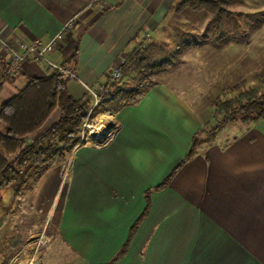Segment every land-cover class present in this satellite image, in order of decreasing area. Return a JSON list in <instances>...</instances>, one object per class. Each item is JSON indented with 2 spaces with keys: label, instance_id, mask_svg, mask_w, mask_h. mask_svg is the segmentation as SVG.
<instances>
[{
  "label": "crops",
  "instance_id": "crops-1",
  "mask_svg": "<svg viewBox=\"0 0 264 264\" xmlns=\"http://www.w3.org/2000/svg\"><path fill=\"white\" fill-rule=\"evenodd\" d=\"M179 1L0 0V38L48 41L63 32L53 59L96 88L145 34L159 31ZM3 59L0 79L8 66ZM52 71L28 59L19 76L0 81V105L31 78ZM67 88L75 99L88 98L77 79L69 78ZM59 114L57 109L46 127ZM114 120L106 140L77 145L66 162L43 172L29 194L28 205L43 225L25 241H44L41 264H264V119L231 138L219 134L159 189L208 114L159 83ZM8 224L9 217L0 226V264H15L6 260L16 233Z\"/></svg>",
  "mask_w": 264,
  "mask_h": 264
},
{
  "label": "trees",
  "instance_id": "trees-1",
  "mask_svg": "<svg viewBox=\"0 0 264 264\" xmlns=\"http://www.w3.org/2000/svg\"><path fill=\"white\" fill-rule=\"evenodd\" d=\"M236 1L239 0H180L171 7L169 14L180 17L182 14L201 13L202 17L209 18L210 23L220 30L213 41L236 42L249 38L252 31V27L242 32L239 31L240 26L226 27L224 17L232 14L229 6ZM231 21L230 18L228 22ZM139 43L123 63L125 75L126 72L127 76L130 73L134 75L121 86L116 85L114 93L102 100L93 109L92 115L99 110L117 113L125 106L139 103L157 84L152 82L153 78L168 66H176L181 52L191 46L190 41H185L180 35L172 44L153 41L138 48ZM0 63H6L2 56ZM68 80L59 71L31 78L16 95L0 105V122L3 124V130L0 131V204L3 202L4 190L13 187L15 197H19L22 187L33 179L30 194L43 172L55 163L66 162L79 145L82 123L87 118L91 105L87 99H75L69 93ZM57 109L60 111L58 119L46 127ZM215 115L221 116L218 124L210 131L201 128L194 134L192 145L184 159L157 189L166 186L182 165L210 145L228 123L239 119L245 126H249L264 119V79L262 85L242 89L232 98L219 103ZM145 215L146 211L133 225L131 235ZM6 217V214L2 216L0 226ZM127 248L128 243L116 259L124 255ZM2 264H8V261Z\"/></svg>",
  "mask_w": 264,
  "mask_h": 264
},
{
  "label": "rangeland",
  "instance_id": "rangeland-1",
  "mask_svg": "<svg viewBox=\"0 0 264 264\" xmlns=\"http://www.w3.org/2000/svg\"><path fill=\"white\" fill-rule=\"evenodd\" d=\"M229 9L232 14L224 17L226 27L240 26V32L252 27L249 38H243L238 43L213 41L220 30L210 23L209 18L202 17L198 12L182 14L180 17L169 14L163 18L156 34L144 35L147 43L155 41L172 44L179 35L185 41H190L191 46L181 52L176 66H168L164 72L156 75L152 82L175 88L184 94L197 110L208 114L209 120L203 127L207 131L215 127L221 119L220 115H215L219 103L232 98L242 89L262 85L264 79V0H239L231 4ZM252 15L253 17H250ZM230 18L232 23L228 22ZM133 75L130 73L127 76L126 72V75L103 95L99 103L114 93L116 85L121 86ZM86 99L91 106L87 118L82 123L80 141H104L115 130V113L99 110L94 116L92 111L99 103L95 105L93 98L89 96ZM243 127L245 124L238 119L225 125L216 136L220 134V138L228 139ZM2 130L3 124L0 127V131ZM91 136L93 138H90ZM32 182L33 179L22 187L19 197H15L13 187L4 190L3 202L0 204V219L6 214L9 217V231L16 230L12 237L15 249L6 259L14 258L15 264H41L38 253L44 245V242H40L41 237L25 241L27 236L39 231L43 225L42 218L27 202ZM26 247H32L33 250H27Z\"/></svg>",
  "mask_w": 264,
  "mask_h": 264
},
{
  "label": "built area",
  "instance_id": "built-area-1",
  "mask_svg": "<svg viewBox=\"0 0 264 264\" xmlns=\"http://www.w3.org/2000/svg\"><path fill=\"white\" fill-rule=\"evenodd\" d=\"M94 1L107 3L108 0ZM147 36H149V34ZM62 39L63 32L48 41H43L38 38L32 41L20 40L16 44H11L0 38V56L6 57L8 60V66L3 72L0 81H5L19 76L23 72L24 63L28 59H33L34 61L44 63L53 71L63 72L67 77L80 81L85 86L88 96L92 97L94 104L97 105L103 95L110 91L113 85L125 76L123 69L124 62L114 65L113 69L108 73V80L105 84L96 88L88 86L79 78L78 74L70 65L62 64L53 59L52 54L59 48V42ZM147 44L146 38H144L139 43L138 48H143ZM90 138L93 137L91 136ZM82 141L83 139L80 141L79 145L83 143Z\"/></svg>",
  "mask_w": 264,
  "mask_h": 264
},
{
  "label": "bare ground",
  "instance_id": "bare-ground-1",
  "mask_svg": "<svg viewBox=\"0 0 264 264\" xmlns=\"http://www.w3.org/2000/svg\"><path fill=\"white\" fill-rule=\"evenodd\" d=\"M94 132H95V130H94ZM92 133V132H91Z\"/></svg>",
  "mask_w": 264,
  "mask_h": 264
}]
</instances>
